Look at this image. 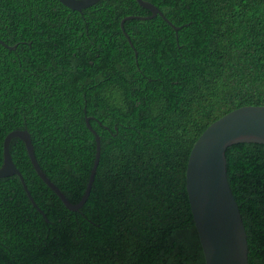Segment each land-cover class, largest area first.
Returning a JSON list of instances; mask_svg holds the SVG:
<instances>
[{
  "label": "trees",
  "instance_id": "trees-1",
  "mask_svg": "<svg viewBox=\"0 0 264 264\" xmlns=\"http://www.w3.org/2000/svg\"><path fill=\"white\" fill-rule=\"evenodd\" d=\"M59 0L0 3V165L4 135L30 133L36 159L76 210L41 179L25 145L20 178H0V264H204L185 167L204 127L264 104V0ZM126 34V35H125ZM87 117V120H85ZM248 264H264V151L226 157ZM39 209V210H38Z\"/></svg>",
  "mask_w": 264,
  "mask_h": 264
},
{
  "label": "water",
  "instance_id": "water-1",
  "mask_svg": "<svg viewBox=\"0 0 264 264\" xmlns=\"http://www.w3.org/2000/svg\"><path fill=\"white\" fill-rule=\"evenodd\" d=\"M3 1L0 0V3ZM59 1L71 9L80 10L96 0ZM136 2L145 7L149 14L124 15L119 20L120 27L125 18L133 16L146 18L156 13L170 23L152 2L148 0ZM170 25L175 28L173 24ZM0 45L7 49H13L15 46L14 44L8 46L1 40ZM86 124L95 135L96 148L86 186L77 201L68 200L57 184L45 174L36 159L30 133L25 129H13L4 135L0 178L16 174L28 199L35 206L9 151L11 138L18 137L23 141L37 174L66 208L76 210L91 188L100 153L99 135L87 121ZM256 150L264 151V104H243L226 111L207 124L192 143L185 167V192L204 264H248L246 233L227 180L226 157Z\"/></svg>",
  "mask_w": 264,
  "mask_h": 264
}]
</instances>
